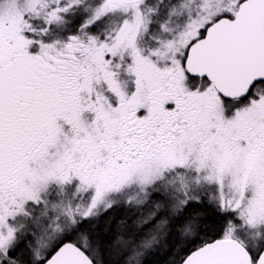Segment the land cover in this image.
<instances>
[{
	"label": "snow or ice",
	"instance_id": "6c2138e0",
	"mask_svg": "<svg viewBox=\"0 0 264 264\" xmlns=\"http://www.w3.org/2000/svg\"><path fill=\"white\" fill-rule=\"evenodd\" d=\"M0 264H264V0H0Z\"/></svg>",
	"mask_w": 264,
	"mask_h": 264
}]
</instances>
